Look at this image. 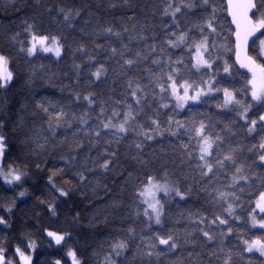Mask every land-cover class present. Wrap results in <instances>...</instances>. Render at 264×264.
<instances>
[{
  "label": "snow or ice",
  "instance_id": "6c2138e0",
  "mask_svg": "<svg viewBox=\"0 0 264 264\" xmlns=\"http://www.w3.org/2000/svg\"><path fill=\"white\" fill-rule=\"evenodd\" d=\"M22 3L0 0V264H264V0Z\"/></svg>",
  "mask_w": 264,
  "mask_h": 264
},
{
  "label": "trees",
  "instance_id": "16d2710c",
  "mask_svg": "<svg viewBox=\"0 0 264 264\" xmlns=\"http://www.w3.org/2000/svg\"><path fill=\"white\" fill-rule=\"evenodd\" d=\"M32 2H33V0H23V3L21 4V7L23 8V11L20 12V13H17L16 15L22 16V15H24L25 13H30L31 9L25 7V4H27V3H32ZM11 18H12V19H15L16 16H11ZM3 20H4L3 13L0 12V21H3ZM68 63L70 64V61H68ZM52 70H53V71H56L55 66H52ZM62 71H69V69H68V68H63ZM65 82H67V81H65ZM113 87H115V93H113V95H114L116 98H119L120 93L122 92L123 89H122L121 87H119L118 84H117V85H113V84L111 83V80H109V82H108L106 85H100V90H102V91L105 93V95H107V94H108V90H109L110 88H113ZM42 91L45 92V93H47V94H49V95H54V96H56L57 98L59 97V92H58V90L55 89V88H45V89H43ZM18 93H19V89H18V88H13V89H12V93H11V95H12V97H13V103H15L16 101H22V100H23V96L19 95ZM198 110H199V111H204V112H209V111L214 112V111H215V108H214V105H213L212 109L210 110L208 105H201V106H199V109H198ZM179 118L182 119V118H184V117H183V115H182V116L179 117ZM230 118H231V117L228 116V117H225L224 119H225V121H226L227 119H230ZM237 139H244V138H239V137H238ZM250 142H254V141L251 140V137H249V138H247V139H244V143H250ZM179 164H180V161L177 159V160H176V165H179ZM179 170H180V169H177V171H179ZM30 202H31V198L29 199V203H30ZM189 206L192 207L193 210H194L195 208L200 207L201 204H200V203H196V202H195V199H194V201H193V203H192L191 205H184V204H181V205H180V208L173 207V208H172V212H173V213H177V212H179L181 209L186 208V207H189ZM21 207H23V205H21ZM44 223L47 224L48 221H47V220H44ZM170 226H171V225H170Z\"/></svg>",
  "mask_w": 264,
  "mask_h": 264
}]
</instances>
